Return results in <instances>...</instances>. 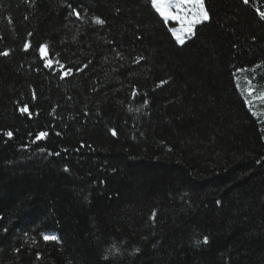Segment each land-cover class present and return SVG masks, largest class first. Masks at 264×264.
I'll return each mask as SVG.
<instances>
[{
  "label": "trees",
  "instance_id": "trees-1",
  "mask_svg": "<svg viewBox=\"0 0 264 264\" xmlns=\"http://www.w3.org/2000/svg\"><path fill=\"white\" fill-rule=\"evenodd\" d=\"M204 6L0 0V264H264V0Z\"/></svg>",
  "mask_w": 264,
  "mask_h": 264
},
{
  "label": "snow or ice",
  "instance_id": "snow-or-ice-1",
  "mask_svg": "<svg viewBox=\"0 0 264 264\" xmlns=\"http://www.w3.org/2000/svg\"><path fill=\"white\" fill-rule=\"evenodd\" d=\"M249 0H244V3H248ZM152 6L156 8L157 12L165 19L176 21L180 28H172L171 31L176 40L181 44L184 43L182 35H194L193 28L195 24L201 23L203 21H208L210 19L209 13L204 6V0H151ZM191 7H188V6ZM71 7V6H69ZM72 14L77 18L80 17V12L73 9ZM261 19H264V12L259 13ZM98 24H103L104 21L97 19ZM26 48L28 45L25 46ZM47 46L41 47L39 50L42 57L47 59L46 67H52L54 61L49 59V53L46 51ZM8 52H0V55L7 56ZM59 63V61H55ZM72 69L69 67L66 70L61 66V78L68 76L71 73ZM22 112L27 111V106L25 105L20 109ZM5 135L9 138L13 136L12 131H7ZM47 135L45 132H40L37 136V139L43 138ZM113 135H116L113 131ZM153 218H155V213H153ZM43 240L45 241H55L58 240V237L54 235H44ZM204 243H208V238L204 237Z\"/></svg>",
  "mask_w": 264,
  "mask_h": 264
},
{
  "label": "rangeland",
  "instance_id": "rangeland-1",
  "mask_svg": "<svg viewBox=\"0 0 264 264\" xmlns=\"http://www.w3.org/2000/svg\"><path fill=\"white\" fill-rule=\"evenodd\" d=\"M151 1V0H150ZM188 7H191L190 5L188 6ZM155 10H156V8H154ZM157 11V10H156ZM158 13V12H157ZM159 14V13H158ZM160 15V14H159ZM161 16V15H160ZM162 17V16H161ZM162 19L165 21V23L167 24V26L170 28V30L172 29V28H177V29H179L180 28V25L176 22V21H172V20H165L163 17H162ZM204 22H207V21H203V22H201V23H198V24H195L194 25V28H193V32H195V29H196V27L198 26V25H200V24H202V23H204ZM171 34H172V36H173V33H172V31H171ZM190 36H192V35H182V38L184 39V42L186 41V39H188ZM174 37V39L176 40V38H175V36H173ZM177 41V40H176ZM177 43L178 44H180V45H182L179 41H177Z\"/></svg>",
  "mask_w": 264,
  "mask_h": 264
}]
</instances>
